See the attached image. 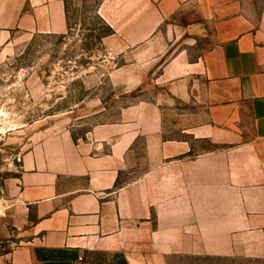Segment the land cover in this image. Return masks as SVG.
I'll use <instances>...</instances> for the list:
<instances>
[{
  "label": "crops",
  "instance_id": "0c3cea01",
  "mask_svg": "<svg viewBox=\"0 0 264 264\" xmlns=\"http://www.w3.org/2000/svg\"><path fill=\"white\" fill-rule=\"evenodd\" d=\"M96 13L122 59L109 79H151L153 101L21 155L5 182L18 243L0 264L264 258V0H100ZM67 15L65 0H0V48L66 34ZM200 141L216 147L193 152Z\"/></svg>",
  "mask_w": 264,
  "mask_h": 264
},
{
  "label": "rangeland",
  "instance_id": "374dc122",
  "mask_svg": "<svg viewBox=\"0 0 264 264\" xmlns=\"http://www.w3.org/2000/svg\"><path fill=\"white\" fill-rule=\"evenodd\" d=\"M69 30L37 34L0 48V255L18 243L7 206L8 177L39 138L68 130L75 140L95 125L117 121L120 109L142 99L152 102L153 81L126 89L108 74L122 59L101 43L106 25L96 13L100 0H65ZM209 141L193 152L210 151ZM86 264H108L96 254ZM181 264H264V258L192 257Z\"/></svg>",
  "mask_w": 264,
  "mask_h": 264
},
{
  "label": "trees",
  "instance_id": "16d2710c",
  "mask_svg": "<svg viewBox=\"0 0 264 264\" xmlns=\"http://www.w3.org/2000/svg\"><path fill=\"white\" fill-rule=\"evenodd\" d=\"M67 17H68V15H67ZM106 30H107L106 34H109L111 32V29L107 25H106Z\"/></svg>",
  "mask_w": 264,
  "mask_h": 264
}]
</instances>
